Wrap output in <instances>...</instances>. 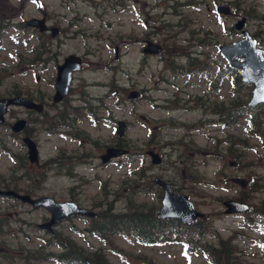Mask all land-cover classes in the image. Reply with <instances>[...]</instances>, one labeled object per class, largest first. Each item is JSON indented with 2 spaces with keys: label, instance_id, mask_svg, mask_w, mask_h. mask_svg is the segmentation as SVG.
<instances>
[{
  "label": "rangeland",
  "instance_id": "374dc122",
  "mask_svg": "<svg viewBox=\"0 0 264 264\" xmlns=\"http://www.w3.org/2000/svg\"><path fill=\"white\" fill-rule=\"evenodd\" d=\"M38 1L7 0L16 9L17 17L12 22L18 26H3L0 30V97L15 91L31 96L47 104L49 118L68 108L67 118L73 123L60 132L78 129L85 133L81 138L87 136L100 146L116 140L115 120H125L126 135L120 141L128 152L108 165L97 160L85 163L87 167L82 165L80 171L85 172L86 178L65 176L55 168L44 173L42 166L55 155L56 145L68 151L78 141L64 140L40 124V162L35 165L27 160L25 149L4 124L0 126V144L16 154V163L1 151L0 145V186L5 182L32 196L74 200L83 206H95L96 210L102 208L106 197L116 198L113 207L123 211L128 205L158 207L161 191L151 181L158 176L169 181L176 192L186 194L194 207L204 213L205 234L192 242L194 247L201 248L209 258L213 252L209 244L219 245L220 264H264V235L255 226H243L242 215L225 214L222 206L223 200L240 196L255 212L264 200V106L256 116H251L253 124L247 123L251 115L248 114L234 128H225L208 109L209 105L215 110L236 107L248 98L249 89L234 81L236 72L225 69L226 62L217 45L237 40L240 35L233 24L247 17V30L264 49V0ZM221 3L229 5L228 15L216 12V5ZM43 15L48 25L58 27L55 37L49 32L39 36L32 27L20 25L33 16ZM40 39L45 41L36 56L44 61L36 63L35 50ZM146 40L164 42L176 54H199L205 69L192 76L174 75L163 68L161 55L141 52ZM200 40L206 45L195 46ZM70 52L84 55L83 70L73 76L74 94L52 103L55 64ZM168 54L164 51L166 59L171 57ZM131 89L140 90L141 96L128 99L126 95ZM85 93L98 99L90 100L97 107L98 122L92 123L87 117L90 115L83 99ZM174 94L180 97L178 107L168 109L174 106L170 102ZM195 96L205 99L203 107L194 106ZM231 100L234 102L229 103ZM71 105L79 110L70 111ZM14 116L27 117L32 122L37 114L13 106L6 120L10 122ZM58 127L65 125L59 123ZM226 139L234 141L230 148ZM239 142L250 148L238 146ZM93 146L86 142L81 145L96 153ZM147 151L158 152L161 163H152ZM22 154L24 168L30 173L24 177L18 159ZM140 172L143 177L138 180ZM232 177L247 179L250 186L242 188L231 181ZM134 181L141 184L135 186ZM48 217L45 209H32L28 204L0 196V252L6 248L14 253L13 264H61L52 260L40 263L49 250H59L55 245L59 238L73 240L90 257L101 251L112 264H211L203 253H183L181 242L141 245L128 233L103 241L84 231L88 223L80 217L62 220L55 232L49 234L37 226ZM242 231L246 236L237 238L229 247L226 239L231 233ZM236 245L240 250L237 253L244 251L245 255H232ZM2 257L0 253V264Z\"/></svg>",
  "mask_w": 264,
  "mask_h": 264
},
{
  "label": "water",
  "instance_id": "95a60500",
  "mask_svg": "<svg viewBox=\"0 0 264 264\" xmlns=\"http://www.w3.org/2000/svg\"><path fill=\"white\" fill-rule=\"evenodd\" d=\"M220 10L225 12V9L222 7ZM27 24H36L34 20L28 21ZM242 25V21L237 23V27ZM254 41L249 39L243 40L239 43H234L230 45H222L220 47L222 53L229 60L230 65L236 67H242L240 72L243 80L252 82L254 84L253 93L249 104H255L260 101H264V58L262 57V51L255 48ZM146 52H158L159 47L156 45L148 44L144 48ZM244 61L239 62L237 60H232L234 56H243ZM74 59L72 57L67 58L64 64L58 67V76L56 80V94L54 95V100L60 99L65 93L69 81L70 72L77 67V64L74 66ZM131 96H136V94H131ZM24 102L25 105L30 106L31 102L26 99H0V123L3 121V113L6 110V105L9 103ZM119 127L117 134L121 136L125 129V123L119 122ZM23 121L19 120L12 125V129L18 131L21 129ZM29 147V158L31 160L36 159V151L33 143L27 140ZM123 150L117 148H108L106 155L103 157L104 160H107L111 156L123 153ZM153 161H157V158H153ZM156 182L161 185L164 190V197L162 199V206L159 208L158 213L160 216L164 217H177L184 222H189L196 216L201 214L193 209L189 200H187L184 195H174L171 191V187L168 183L156 179ZM4 194L13 195L23 201L30 202L33 207L44 206L46 207L52 218L49 222L42 224L43 227H49L51 224L58 222L63 216L76 213H87L86 210L79 208L73 202H57L50 197H39L36 199H31L28 195H21L14 191H5ZM228 206L227 211H239L246 210L247 207L237 201H226L224 203ZM89 264V262L87 263Z\"/></svg>",
  "mask_w": 264,
  "mask_h": 264
},
{
  "label": "trees",
  "instance_id": "16d2710c",
  "mask_svg": "<svg viewBox=\"0 0 264 264\" xmlns=\"http://www.w3.org/2000/svg\"><path fill=\"white\" fill-rule=\"evenodd\" d=\"M140 214H144L140 209L130 208L129 211L126 212L125 214H118L117 216H111L109 217V219H105L104 222L109 223L110 225L121 224L128 228L129 226L142 228L141 223L144 222L146 224L147 221L145 220L147 219L142 217ZM105 215H110V214L106 213ZM62 245L65 249L69 248L70 250H67L64 253L59 254L57 258L65 259V260H74V261L78 259V261H80V259L82 258L80 249L72 247L69 243H62ZM220 252L221 250H219V254ZM73 256H76V258ZM95 262L97 264H109L107 261H105V257L103 255L97 256Z\"/></svg>",
  "mask_w": 264,
  "mask_h": 264
},
{
  "label": "flooded vegetation",
  "instance_id": "af4514ba",
  "mask_svg": "<svg viewBox=\"0 0 264 264\" xmlns=\"http://www.w3.org/2000/svg\"><path fill=\"white\" fill-rule=\"evenodd\" d=\"M80 61H81V65H82V61H83L82 57L80 58ZM27 132L34 139H36L38 137L35 128H32L31 130H28L23 134L28 135V134H26ZM73 135H74L73 137H79L80 133L77 132L76 134H73ZM66 136H67V134H66ZM61 152H64L66 154L65 156H67V157H64V156L58 157L61 154ZM87 155H88V151H84L83 148L81 147V145L71 146L68 148V151L65 149H58L56 152V156L53 157V162L64 163L63 165H67L66 168H62L60 170L61 172H64L65 174L71 175V176L77 175V174H79V172L77 171L78 165L84 162L85 158H87ZM91 155H93V154H91Z\"/></svg>",
  "mask_w": 264,
  "mask_h": 264
}]
</instances>
